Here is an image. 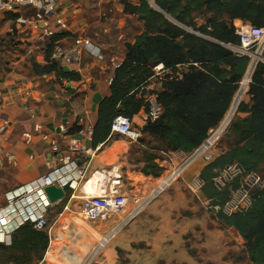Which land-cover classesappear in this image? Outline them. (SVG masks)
Wrapping results in <instances>:
<instances>
[{
	"label": "trees",
	"instance_id": "1",
	"mask_svg": "<svg viewBox=\"0 0 264 264\" xmlns=\"http://www.w3.org/2000/svg\"><path fill=\"white\" fill-rule=\"evenodd\" d=\"M118 3L125 16L138 17L143 29L132 43L124 45L122 63L111 74L110 96L98 105L91 147L95 149L112 136L110 124L115 117L132 120L141 111L148 112L146 97L154 96L161 113L142 127L141 136L162 143L165 152L190 154L229 109L247 68L248 60L233 55L226 47L239 43L233 22L264 28V0H136L135 3L118 0ZM62 37L58 34L52 37L44 50V61L51 57L52 44ZM51 63L53 69L39 76L54 73L57 78L77 80ZM159 65L164 75L160 90L153 92L147 87ZM246 95L249 101L239 104L222 138L226 152L216 156L199 174L201 195L212 203H223L227 198V189L218 192L212 184L225 166L236 163L245 172L259 174L264 168V64L256 66ZM156 159L154 155H146L140 170L143 176L153 179L161 176L164 169L155 163ZM216 218L238 233L251 264H264V190L254 194L252 205L244 214ZM49 241L46 230L35 231L25 224L11 235L9 246L0 245V264H39Z\"/></svg>",
	"mask_w": 264,
	"mask_h": 264
},
{
	"label": "built area",
	"instance_id": "2",
	"mask_svg": "<svg viewBox=\"0 0 264 264\" xmlns=\"http://www.w3.org/2000/svg\"><path fill=\"white\" fill-rule=\"evenodd\" d=\"M80 9L81 5H73L70 0H0V29L9 28L10 32L19 37L24 35L25 40L19 39L23 44L25 42L24 55L35 57L37 63H43L45 47L49 45L52 37L57 34L63 36L61 39L69 37L72 42L66 47L60 45L61 39L54 42L50 59L56 64V69L67 68L68 73L77 77V80H67L57 78L51 73L30 78L12 75L3 79L0 83V135L8 127V120L4 117L9 108L21 109L31 117L37 114L31 102L40 96L42 86L57 81L64 88L77 91L93 82L94 72L112 73L121 65L123 55L105 57L106 50L103 46L95 45L85 34L89 27L82 19L77 20ZM7 15L13 17L8 18ZM120 21L122 20L107 28L106 35L124 32L126 26L124 21ZM235 34L239 37L238 45L226 47L233 55L248 60L246 71L221 121L209 130L203 143L183 162L170 166L165 175L152 181L151 187L137 188L131 184L132 180L120 164L86 173L77 163L75 155L80 151L88 154L90 150L84 149L79 139H68L67 131L60 129L62 139H66L64 148H60L59 139L43 132L42 140L51 153L46 162L49 170L45 175L4 193V204L0 206V245L9 246L11 235L25 224L31 225L35 231L47 229L53 204L49 202L44 189L53 186L68 194L69 199L80 198L79 213L85 221L103 225L111 223L112 227L97 244L99 248H103L114 237L120 225L140 215L159 195L171 187L190 165L198 161L210 164L215 158L217 143L229 129L239 104L243 102L256 66L264 64V28L240 26L236 28ZM161 69L162 66L159 65L155 72H161ZM146 101L149 110L143 112L140 117L143 126L156 120L161 113L154 96H147ZM141 129L142 127H135L132 120L117 116L110 124V135H118L135 143L141 138ZM34 131H42V127L36 125ZM24 138L25 145H28L31 141L30 135L25 134ZM1 155L9 157L2 147ZM88 183L91 184L87 187ZM212 184L218 192L228 190L223 203H212L201 195L202 182L199 177L187 182V188L195 197H203L206 210L210 214L215 217H229L248 211L254 194L264 190V176L256 172H245L233 163L221 169L213 178ZM233 184L236 185L234 189ZM77 192L80 195H76Z\"/></svg>",
	"mask_w": 264,
	"mask_h": 264
},
{
	"label": "rangeland",
	"instance_id": "3",
	"mask_svg": "<svg viewBox=\"0 0 264 264\" xmlns=\"http://www.w3.org/2000/svg\"><path fill=\"white\" fill-rule=\"evenodd\" d=\"M70 1L78 7L81 5L77 20L82 19L88 24L89 28L85 34L89 38L99 34V27L91 26L93 22L108 26L122 20L127 27V37L130 40L143 29L137 16H123L116 10L118 0ZM200 21L198 19L197 23L200 24ZM101 33L99 35H103ZM21 38L25 40L24 35L19 37L16 33L10 32L9 28L0 29V83L12 75L30 78L53 69L51 59L37 63L35 57L25 56V42L23 44L19 40ZM70 41L71 39L68 43ZM162 75L155 79L161 78ZM153 83V89L157 90L159 83L155 80ZM134 121L140 124L138 119ZM113 141L115 147L119 149L118 161L115 163L122 166L130 179L134 177L132 172H140L146 155H154L158 159H165L167 156L162 143L149 141L143 135L135 143L118 135ZM224 145V140L221 139L217 143V151ZM167 160H170V156ZM170 168L166 165L161 176ZM259 172L264 175V168ZM186 173L134 220L120 225L114 237L103 248H99L97 243L93 242L88 230L97 231L104 237L112 225L108 223L104 227L99 223L85 221L79 213L80 198L66 200L57 207H52L46 229L50 240L49 257L46 256L47 252L44 255L46 263L251 264L244 250V242L238 233L233 228L224 226L206 210L202 196L197 198L188 190L187 182L191 177L186 178ZM3 204V196L0 195V206ZM98 237L96 236L95 240ZM60 255L66 258L67 262L61 259Z\"/></svg>",
	"mask_w": 264,
	"mask_h": 264
},
{
	"label": "crops",
	"instance_id": "4",
	"mask_svg": "<svg viewBox=\"0 0 264 264\" xmlns=\"http://www.w3.org/2000/svg\"><path fill=\"white\" fill-rule=\"evenodd\" d=\"M117 4L118 7L116 10L119 13H122V6L119 3ZM123 16L125 15L123 14ZM121 22L122 21H120V23ZM233 24L235 28H238L240 26H245L248 23L236 20ZM92 25L99 27V34L103 30V35L95 34L91 39L95 45L103 46L106 50L105 57L111 55L122 57L124 53V45L126 43H132L133 41V39H128V32L126 29L124 32H117L118 34L116 33V35L115 33L106 35L105 30L115 25V22L109 26L105 24L102 26L97 24V22H93L91 26ZM117 28L119 27L117 26ZM68 40H70L69 37L63 38L59 43L61 46L66 47L72 42L70 41L68 43ZM111 74L112 73L110 71L109 73H99L98 71L94 72L93 82L77 91L64 88L57 81L42 86L40 96L34 98L31 102V106L37 111V114L33 117L18 108L12 107L8 109L5 117V119L8 120V127L6 131L0 135V147H2L4 153L9 156H0L1 196H4V193L27 184L28 182L41 177L48 172L49 168L46 166V162L51 153L45 145V142L42 140L41 134L43 132H47L51 137L59 139L60 148H64L66 141V139H62L60 129L68 132V139H79L82 147L90 150L88 154L80 151L75 155L77 163L80 167L85 169L86 173L98 171L113 164H117L115 162L118 161L117 154L119 153V149L115 147V141H113L116 135L110 136L105 143L98 145L95 149L91 147L90 140L92 130L97 122L98 105L103 99L110 96L109 79ZM161 74H163V72H155V77L149 81L147 87L148 90L153 92L160 90V81L164 74L159 79L155 78L161 76ZM153 80L159 83L157 85L159 87L157 90L153 89ZM158 80L160 81L158 82ZM95 94L100 96V102L95 105V108L93 109V98ZM242 101L247 103L249 101L248 95L245 94ZM142 114L143 111L132 118V123L135 127H143L140 118ZM135 119H138L140 124L135 122ZM36 125H40L42 127V131L35 132L34 126ZM89 130H91V132H89ZM79 131H82L83 133L80 134ZM25 134L30 135L31 137V141L28 145H25L24 143ZM225 152V148H221L219 151L216 149L214 151L215 157L222 155ZM165 154L167 155L165 159L161 158L155 160V163L159 167L165 168L166 165H178L189 156V154L181 152H165ZM168 156H170L169 161L167 160ZM205 166L206 164L200 161L193 163L186 171V178L191 177L190 181L198 178L200 172ZM132 173H134V177L131 179L128 177L132 180V185H136L137 188L142 189L151 187L152 181H154L153 178L145 177L140 172ZM76 195H80V193L77 192ZM66 200L71 201L72 199H69L68 194L65 193L64 199L56 204H53L52 207H57ZM105 226L106 225H104V227ZM85 230L87 231L88 229ZM88 233L92 237L93 242L96 243L98 240H95V238L96 235H99V233L94 230H88ZM99 237L102 236L99 235ZM49 251L50 247H48L46 251L47 257H49ZM46 256L43 258L41 264H47ZM60 256L61 259L67 262L65 260L66 258H63L62 255Z\"/></svg>",
	"mask_w": 264,
	"mask_h": 264
},
{
	"label": "water",
	"instance_id": "5",
	"mask_svg": "<svg viewBox=\"0 0 264 264\" xmlns=\"http://www.w3.org/2000/svg\"><path fill=\"white\" fill-rule=\"evenodd\" d=\"M63 72L67 74L68 69L63 68ZM99 102H100V96L98 94H95L94 98H93V104H94L93 109L95 108V105H97ZM4 119H5V117H4ZM44 193H45L46 197L48 198L49 202L52 204H56V203L62 201L65 197V193L63 190H61L59 188H55L53 186L46 187L44 189Z\"/></svg>",
	"mask_w": 264,
	"mask_h": 264
},
{
	"label": "bare ground",
	"instance_id": "6",
	"mask_svg": "<svg viewBox=\"0 0 264 264\" xmlns=\"http://www.w3.org/2000/svg\"><path fill=\"white\" fill-rule=\"evenodd\" d=\"M91 183H88V185H87V187L90 185ZM97 236V235H96ZM99 236V235H98ZM99 238V237H98ZM98 238H97V240H98ZM104 239V237H101L96 243L98 244V243H100L101 242V240H103Z\"/></svg>",
	"mask_w": 264,
	"mask_h": 264
}]
</instances>
